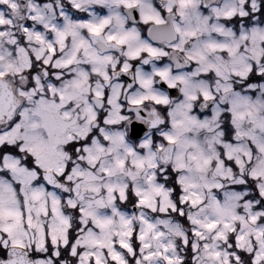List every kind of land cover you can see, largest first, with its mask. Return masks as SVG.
<instances>
[{
	"label": "clouds",
	"instance_id": "1",
	"mask_svg": "<svg viewBox=\"0 0 264 264\" xmlns=\"http://www.w3.org/2000/svg\"><path fill=\"white\" fill-rule=\"evenodd\" d=\"M0 264H264V0H0Z\"/></svg>",
	"mask_w": 264,
	"mask_h": 264
}]
</instances>
